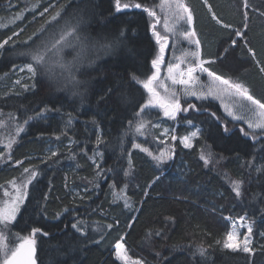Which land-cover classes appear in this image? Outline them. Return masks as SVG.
<instances>
[{
  "label": "trees",
  "instance_id": "trees-1",
  "mask_svg": "<svg viewBox=\"0 0 264 264\" xmlns=\"http://www.w3.org/2000/svg\"><path fill=\"white\" fill-rule=\"evenodd\" d=\"M182 1L192 12L193 29L204 38L205 51L212 58L229 48L230 37H235V31L219 26L212 13L233 29H243L247 12L243 39L264 67V16L260 15L264 0H248L247 8L244 0H208L212 12L204 0ZM158 2L121 0V4L141 3L149 8ZM49 4L55 7L41 17L39 13ZM64 4L68 6L59 24L49 32L79 15L88 21L85 32L90 40L98 42L88 54L92 63L85 62L77 72L83 81L78 88L43 75L34 88L29 78L17 84L13 65L28 61L14 52L23 48L5 46L0 58V202L10 182H23L30 175L24 169L39 173L29 184L16 220L0 223L6 247L14 248L33 228H39L37 264H123L115 257L117 241L143 264H264V239L256 233L257 219L264 217V133L245 137L240 129L247 132L246 127L227 118L216 102L191 99L181 107L195 104L196 108L179 112L178 121L200 126L201 136L191 149L176 141L171 165L159 167L145 151L133 146L146 143L135 136L136 123L142 118H161L159 111L149 109L135 117L147 95L131 79L135 75L146 80L152 72L156 43L150 25L154 17L142 9L117 12L115 0H0V41L13 33H19L14 37L18 43L27 40ZM22 10H26L24 16L12 20ZM124 29L126 35L115 48L105 51L99 47L115 40ZM237 40V46L220 59V69H251L248 76L256 81V98L264 103V78L242 39ZM100 97L105 99L98 103ZM46 108L41 118L25 123ZM18 125L23 131L17 132ZM177 129L179 136L189 131L184 126ZM98 135H102L101 144L96 143ZM8 136L10 148L5 141ZM97 153L96 167L92 156ZM209 153L216 155L218 164L201 160V154ZM228 176L242 182L241 196L232 191ZM243 215L254 221V237L262 243L253 245L254 256L222 246L230 229L226 217Z\"/></svg>",
  "mask_w": 264,
  "mask_h": 264
},
{
  "label": "snow or ice",
  "instance_id": "snow-or-ice-1",
  "mask_svg": "<svg viewBox=\"0 0 264 264\" xmlns=\"http://www.w3.org/2000/svg\"><path fill=\"white\" fill-rule=\"evenodd\" d=\"M58 2V0H57ZM204 4L208 6L209 12H212V8L208 5V0H204ZM67 4L61 5L60 8L55 12L54 15L50 16L48 20H45L44 24L41 25L40 29L34 32L31 36L27 38V40L22 42H17L14 37L19 33H13L11 36L6 37L3 41H0V58L3 57V53L5 51V46H18L22 47L23 51L14 52V55L20 58H24L28 62L25 63L21 67V72L27 71L29 74V79L33 81L31 87L36 86V82L39 81L40 77L46 76L50 79H62L64 81V86L71 85L74 89L78 88L83 81H80L77 77V72L80 70L82 64L87 62L91 64L92 61L88 60L89 52L94 49L98 42H92L89 36L86 34L85 29L87 28L88 21L84 19L83 16H74L73 19L65 20L62 25H59L58 31L53 29V31L49 32V29L53 27V25L59 24V18H61L64 14V11L67 8ZM244 6L247 8L248 0H244ZM37 6L34 5L33 9ZM55 7V4H49L48 8H44L43 12L39 13L41 17L47 14L51 8ZM87 8V5H86ZM142 9L144 13H147L149 17H156V23L159 22V18L157 17L156 11L153 9L143 6L141 3H123L121 4V0H115V9L117 12H120L121 9ZM177 8L180 12L185 13V15L178 13L179 20H185L189 27L193 24V14L188 7L184 4L180 3L177 5ZM260 15L264 16V12L260 13ZM212 18L216 21L217 24H221L222 21L218 19L215 13H212ZM248 13H244V28L243 29H233L232 25L223 24L225 29L234 30L235 37H230L231 45L230 47H235L238 44L237 38L243 39L245 37V32L248 28ZM156 23L150 25L153 30V35L156 38L157 43L159 44V53L154 59L151 60V67L155 69L150 76L147 77L146 80H139L138 77L133 75L131 77L133 82H136L139 85H142L144 89L147 90L148 93L151 94V98L147 100V102L140 106L141 111L135 113V117H142L149 108L158 106L163 109V115L165 117H169L175 119L177 113L179 112H188L189 109L196 108L195 104H189L188 107H181L180 97L172 92L170 97H161L159 93L156 91L154 87V82H157V78L159 76V66L163 63L164 57L163 53L165 52L166 42L168 40L167 36H161V34L155 30ZM165 30L173 31V29L168 27L167 22H165ZM126 29L121 30L120 36L117 37L113 41H108L104 44H100L99 47L104 49L105 51L111 50L115 48L118 43L122 40V38L126 35ZM45 33H48L45 36ZM185 38L189 41V43H195L196 51L188 53L193 59L190 61L189 67L185 72H181L179 78L175 75V72L179 70V65L173 67L169 65L168 74L169 78L172 80L173 84L184 85V99L187 100L190 97H195L199 101H203L208 99V96L198 95L194 88L188 87L189 85L195 86L200 82V74L206 73L209 77L212 78L213 83L219 82L221 86L216 95L222 96L224 94H233V90L235 95L241 97L247 103H242L239 105L240 109L251 113L255 119H247L245 122L248 125V128L253 130L254 132L259 129L264 131V103L259 99H255L251 94H249V89L244 86V84L239 82H233L230 78H225L223 76L217 75L213 71H209V68L206 65L214 64L218 60L226 57V54L229 51V48H225L223 52L219 54V56L214 57L210 60H204L201 57V41L196 39L192 40L197 34L195 31L185 32L183 34ZM245 47L247 48V52L252 56V58L256 59V54L251 47H248L247 42L245 43ZM75 52V55L72 56L70 61L65 60V57L70 53ZM257 63H259L257 61ZM17 66L13 65V69ZM59 69V71H57ZM261 72H264V67H262ZM185 76L187 78H185ZM17 84L20 81H16ZM163 86V85H161ZM29 85L25 84L24 88L27 89ZM111 89H109V94ZM165 92H168V89L165 88ZM105 97H100L98 103L104 100ZM49 109L43 110L41 113L36 114V116L29 117L25 123L30 122L31 120L39 119L43 116L44 112ZM228 114L230 116L233 115L232 109L227 108ZM59 111V109H56ZM215 116V113H212ZM218 119V118H217ZM244 119V116H233L234 121H239ZM71 116L69 117V123H71ZM93 123H96L93 120ZM188 126L195 127V125L189 121L187 122ZM131 126V121L129 122ZM145 126V122L141 121L135 127V131L137 133H142V130ZM23 131V126H17V132ZM203 130L197 129L196 131L191 133V137H197ZM240 131L244 133L245 137L248 136L247 132H244V129L241 128ZM225 132H228V129L225 128ZM59 139V137H57ZM176 136H172V140H176ZM180 142L183 144L185 148L192 147L189 136H184L181 138ZM253 142H256V137H253ZM97 144L103 143L102 135L97 136L96 140ZM121 143L123 144V136L121 137ZM137 147V145H133ZM11 147V143H9V148ZM144 151H147L145 149ZM52 156H56V152L51 153ZM97 155H100L97 153ZM149 155H152L149 153ZM201 160L207 164L208 159L201 154ZM153 159L156 161L157 165L162 164L165 160L168 159L167 156L161 154L160 156H153ZM19 163V162H17ZM257 171H260V168H257ZM24 173H30L27 176V179L20 185L13 183V188L15 189V195L12 197L10 201H5L3 206H0V223L2 222H11L15 221L17 218V214L21 211V205L25 203V197L28 194V187L39 175L37 171H33L31 169H24ZM127 175V173H125ZM97 177L101 175V170H97ZM159 179V178H157ZM232 191L235 193L237 197L241 196V181H233ZM45 199H47V194H45ZM127 203L125 207H127ZM241 221H244L246 217H239ZM73 229L80 231L77 224H73ZM111 227V225H109ZM41 229L33 228L31 230V234L29 236L23 237L21 242L17 244L14 248H7L5 245V238L2 233H0V251L4 254L3 264H37L36 259V245L37 241L35 236L37 233H41ZM253 233V227L249 225L247 231L244 234L243 240L240 239L239 234L234 232H228L225 236L224 248L232 250L234 252H243L248 254L249 256H254L255 251L251 246L253 241L251 239ZM160 233H157L159 235ZM48 233H43V236L47 237ZM261 237L264 238V233H261ZM219 243V241H217ZM116 256L123 261V264H128V257L126 255V250L124 245L117 241L116 245ZM198 251L203 254L204 249L199 248ZM10 253V254H9ZM135 264H142L140 261H136Z\"/></svg>",
  "mask_w": 264,
  "mask_h": 264
},
{
  "label": "rangeland",
  "instance_id": "rangeland-1",
  "mask_svg": "<svg viewBox=\"0 0 264 264\" xmlns=\"http://www.w3.org/2000/svg\"><path fill=\"white\" fill-rule=\"evenodd\" d=\"M180 3L184 4V2L182 0H159V2L156 5L152 6V8H151L154 11H156L157 17L159 18L158 23H156V19H157L156 17H154V19H153V22L156 23L155 30L158 31L161 34V36H167L168 37V40L166 42L165 52L163 53L164 61L159 66V76L157 78V82H154V87L161 97H170V94L172 92H175L180 97V103H182V102L186 103L187 101L189 102V100L191 101V99H194V100H197V99L195 97H190L187 100H185L184 99V88H185V86L180 85V84H173L172 80L169 78V74H168L169 65H172L173 67H175L176 65H179V70H177L175 72V75L177 76V78H179L181 72L186 73V69L189 67L190 61L193 59L190 55H188V53L196 51L195 43L194 42L189 43V41L183 35L185 32L194 31V29H193V24L189 27V25L186 22V19L185 20H179L178 19V13L186 16L185 13L180 12V10L177 8V5ZM25 11L26 10H22L20 13H17L15 16L12 17V20L20 19L21 17H23ZM165 22H167L168 27L173 29V31L165 30V27H164ZM200 22H202V21L200 20ZM223 24H225V23L222 22L221 24H219V26L223 27ZM1 25H4L3 21L1 22ZM56 30L58 31V29H56ZM152 36H153V39L155 40V43H156V53L154 56V58H155L160 53H159V44L157 43L156 38L153 35V30H152ZM196 39H199L198 34L192 38L193 41H195ZM199 40L201 41V48H200L201 57L206 59V57H208L210 54L207 51H205V47H204L205 40H204V38H201ZM241 41L243 42L242 44L245 46V43H246L245 39H242ZM250 58L253 59L252 56ZM253 61H254L255 65L257 66V68L260 70L262 68V65H261L260 60L257 58V56H256L255 60L253 59ZM257 61L259 63H257ZM23 65L24 64L17 66L14 70L15 74L17 75L18 81H21L22 79L29 77V74L27 73L26 70L21 72L20 69ZM206 66H208V65H206ZM153 71H155V69H152V72ZM225 71L227 73H230L229 69L225 70ZM152 72H151V74H152ZM260 72H261V70H260ZM251 73H252L251 69L243 71V75H246L248 77V78H246L247 82H245L242 79H240L239 77H236L233 75H229V76H227V75L223 76L222 74H220V75H222L225 78L232 79L233 82H239V83L244 84V86L249 89V94H251L255 99H257L255 91H258V90H255L253 88V84L256 81H255V79H252L251 77L248 76V75H251ZM261 75L264 78V72H261ZM185 78H187V77L185 76ZM161 85H163V86H161ZM188 87L194 88L198 95L208 96V99H206V101L212 100V101L216 102L217 105L222 110L223 114L227 118L233 120V116H244V119L239 120V121H235V122L242 123L246 127L248 134L254 136L258 133H264V131H261L259 129H257L254 132L253 130L248 128V125L245 121L247 119H255V117H253L251 113H248L246 111L241 110L239 107L240 104L247 103V102L244 101L241 97L235 95L234 90H233V94H231V95L224 94L222 96H217L216 95L217 90L221 86L219 85V82L213 83L212 78L209 77L206 73L200 74V82L198 84H196L195 86L189 85ZM165 88L168 89V92H165ZM144 90H145L146 95H147V100H149L151 98V94L148 93L146 89H144ZM226 107L232 109V113H233L232 116H230L228 114ZM149 110L159 111L161 114V118L158 120H154V121L152 119H143L142 118L139 120V122L136 123V125L134 126V130H133L135 136L141 140H145V142H146V143L137 142L138 143L137 147L141 148L143 151L145 149H147V151H145V152L148 155H149V153H151L152 155H149V156L152 159H153V156H160L161 154H163L164 156H167L168 159L165 160L162 164L158 165L159 167L165 165L166 163L171 165V161H173L174 157H175L174 156L175 155L174 143L176 141L180 142L181 138H183L184 136H189L192 147L185 148L181 142H180V144L184 149L193 148L195 140L201 136L202 132L197 137H191V133L196 131L197 129H201V127L198 125H195V127H190V126H188L187 122L180 123L178 121V117H177L178 113H177V116L175 119L165 117L163 115V109H161L158 106L151 107V108H149ZM141 121L145 122V126L142 130V133H137L135 131V127ZM172 121H173V124H171ZM179 126L187 127L189 129V131L185 135L179 136L178 129H177ZM172 136H176L177 139L172 140ZM5 141L7 144H9L11 141V136L5 137ZM148 145H151L153 148L148 149L147 148ZM205 157L208 159L209 162L207 164H209V165L213 164V166H214L215 164L219 163L216 155H214V154L209 153ZM92 160L97 167L99 164V155L94 154L92 156ZM153 161L156 163V161L154 159H153ZM235 179L228 176L227 180L232 187H233L232 182L237 181ZM23 182L21 181V182L15 183V184L20 185ZM13 183L14 182L9 183V189L8 190L7 189L3 190V194L5 195V198H3L2 202H0V206H3L5 201H10L12 199V197L16 194L15 189L13 188ZM241 217H246V215H243ZM226 220L229 223V227H230L229 232L231 231V232L239 234L241 240H243L244 234L247 231V228L249 227V225H251L253 227V232H254V223H253L254 221L248 219L247 217L244 221H241L239 218H233V217H226ZM257 221H258L257 230H256L257 237L262 238L261 233H264V217L257 219ZM251 239L253 241V243L251 245L252 247L255 244L262 245V243H259V241H258L259 239H256L254 237L253 233H252ZM224 241H225V239H224ZM224 241L222 244L223 247H224ZM124 248H125V246H124ZM1 255H2V261H3L4 260V254L2 251H1ZM126 255L128 257V264H135L136 261L142 262L139 259H133L127 253H126ZM115 257L118 260H120L116 256V247H115ZM120 261H122V260H120ZM142 264H143V262H142Z\"/></svg>",
  "mask_w": 264,
  "mask_h": 264
},
{
  "label": "crops",
  "instance_id": "crops-1",
  "mask_svg": "<svg viewBox=\"0 0 264 264\" xmlns=\"http://www.w3.org/2000/svg\"><path fill=\"white\" fill-rule=\"evenodd\" d=\"M198 37H199V39H201L200 35H198ZM202 59H204V58H202ZM210 59H212V56L210 57V55H209L204 60H210ZM221 66H222V64L220 63V60H218L216 63L210 64L207 67L209 68L210 71L215 72L217 75H220V74H222L223 76H225V75H227V76L233 75V76L239 77L243 81L247 82V79H246L247 76L246 75H243V71L245 69L244 70H235V71L229 70L230 73H227L225 70H221L220 69ZM240 72H242V73H240ZM222 75H220V76H222Z\"/></svg>",
  "mask_w": 264,
  "mask_h": 264
},
{
  "label": "flooded vegetation",
  "instance_id": "flooded-vegetation-1",
  "mask_svg": "<svg viewBox=\"0 0 264 264\" xmlns=\"http://www.w3.org/2000/svg\"><path fill=\"white\" fill-rule=\"evenodd\" d=\"M248 53V52H247ZM248 55H249V53H248ZM250 56V55H249Z\"/></svg>",
  "mask_w": 264,
  "mask_h": 264
},
{
  "label": "bare ground",
  "instance_id": "bare-ground-1",
  "mask_svg": "<svg viewBox=\"0 0 264 264\" xmlns=\"http://www.w3.org/2000/svg\"><path fill=\"white\" fill-rule=\"evenodd\" d=\"M230 48V47H229ZM250 55V54H249ZM251 57V56H250Z\"/></svg>",
  "mask_w": 264,
  "mask_h": 264
}]
</instances>
